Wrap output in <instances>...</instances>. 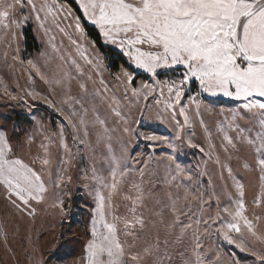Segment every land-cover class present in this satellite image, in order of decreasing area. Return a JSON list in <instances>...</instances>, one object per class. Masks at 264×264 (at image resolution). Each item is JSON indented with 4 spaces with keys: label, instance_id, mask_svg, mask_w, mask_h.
Returning <instances> with one entry per match:
<instances>
[{
    "label": "rangeland",
    "instance_id": "374dc122",
    "mask_svg": "<svg viewBox=\"0 0 264 264\" xmlns=\"http://www.w3.org/2000/svg\"><path fill=\"white\" fill-rule=\"evenodd\" d=\"M75 2L78 8L69 0H33L36 11L18 6V25L0 28V131L12 149L7 158L21 159L40 175L46 189L42 200L29 197L25 205L0 183V264H87L94 218L98 234L106 233L105 222H115L124 241L122 221L113 217L130 216V201L114 194L109 207L110 189L104 187L113 182L114 169L127 170L116 177L124 193L133 183L143 188L146 206L138 211L146 218L158 222L155 213L162 211L165 223L170 222L171 193L181 197L178 207L187 213L180 219L192 224L182 244H175L174 234L167 235L163 225H149L137 250L159 233L161 242L167 236L172 264H182L181 252L194 261L195 232L202 245L197 251L211 264H261L260 141L250 145L244 139L264 131L259 116L245 114L243 100L203 92L195 80L180 103L174 94L170 100L167 85L182 79L184 69H161L154 76L137 67L117 44L106 42L84 15L80 0ZM44 4H54V11H41ZM87 25L97 29L104 45L122 52L128 64L114 67ZM26 29L38 49L26 45ZM176 164L184 171L172 184L165 183L175 175ZM237 183L243 185L244 215L252 221V232L243 221L239 233L220 227L221 221L232 220L229 212L235 213ZM97 192L105 197L104 220L95 213ZM185 192L190 194L187 200Z\"/></svg>",
    "mask_w": 264,
    "mask_h": 264
},
{
    "label": "snow or ice",
    "instance_id": "6c2138e0",
    "mask_svg": "<svg viewBox=\"0 0 264 264\" xmlns=\"http://www.w3.org/2000/svg\"><path fill=\"white\" fill-rule=\"evenodd\" d=\"M25 4L36 11L33 0H0V28L7 30L12 24L18 25L16 9L18 6L22 9ZM80 6L84 15L99 28L106 42L117 44L137 67L154 76L161 69H174L178 66L184 69L182 79L167 85L170 100L174 94L176 102L180 103L186 86L195 80L203 92L245 101V114L256 113L261 129H264V0H80ZM45 8L51 14L55 5L44 4L40 10ZM76 28L80 31L78 23ZM168 106L173 107L171 103ZM179 113H185L182 105ZM187 120L185 116V122ZM225 139L229 144L233 143L230 137ZM244 139L250 145L260 141L256 150L261 154L258 164L264 172V131L255 138ZM11 151L7 136L0 131V183L5 185L10 196L14 194L25 205L29 203V197L42 200L46 189L40 175L21 159H8L7 154ZM43 163L47 164L48 160H43ZM126 171L117 173L114 169L111 173L113 182L110 185L104 184V187L110 189L107 198L109 207L114 194L123 195L125 200L130 201V216L113 217L114 221H122L126 239L121 241L119 238L120 229L115 222H105L106 233L98 234L94 218L93 238L86 246L87 264H172L167 236L161 242L157 233L154 242L146 243L139 250L137 241L149 225L156 228L158 223L164 226L167 235L174 234L175 244H182L192 224L180 219L182 215L187 218V213L178 207L181 197H173L169 193L171 204L167 207L172 214L170 222L165 223L162 211L155 213L160 217L158 222L151 221L138 211L146 206L145 192L141 185L133 183L127 193L120 189V181L116 177L117 174L124 177ZM183 171L176 164L175 175H171L170 180L166 178L165 183L172 184ZM93 178L103 183L102 177ZM261 179L264 180V175ZM237 188L240 199L236 201L235 213L229 212L228 208L223 209L229 212L232 220L228 223L221 221L220 227L239 233L240 221H243L248 231L252 232V221L244 215L243 185L237 183ZM189 195L185 192L183 199L187 200ZM97 201L95 213L104 220L105 197L99 192ZM209 220L216 223L211 217ZM196 223L201 221L197 220ZM193 236L195 260L185 259L181 252L182 264H211L197 251L202 245L195 232ZM225 238L232 242L226 234ZM259 258L261 264H264V257Z\"/></svg>",
    "mask_w": 264,
    "mask_h": 264
},
{
    "label": "trees",
    "instance_id": "16d2710c",
    "mask_svg": "<svg viewBox=\"0 0 264 264\" xmlns=\"http://www.w3.org/2000/svg\"><path fill=\"white\" fill-rule=\"evenodd\" d=\"M73 6L77 7V4L75 0H69ZM90 34L94 37L99 47L107 54L108 59L113 63L114 67H118L119 63H125L128 64L127 59L122 54V52L113 49L110 46H106L103 44L100 33L97 31V29L94 26L87 25ZM26 45L32 50L34 48H39V43L35 39L34 35L30 32L29 29H26Z\"/></svg>",
    "mask_w": 264,
    "mask_h": 264
}]
</instances>
